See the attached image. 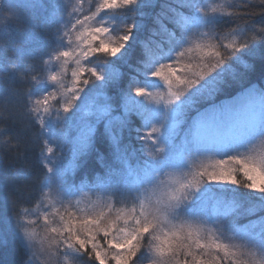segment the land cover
<instances>
[{
	"label": "snow or ice",
	"instance_id": "obj_1",
	"mask_svg": "<svg viewBox=\"0 0 264 264\" xmlns=\"http://www.w3.org/2000/svg\"><path fill=\"white\" fill-rule=\"evenodd\" d=\"M249 7L250 0L214 6L202 0H90L89 14L83 15L80 4L76 12L83 19L56 26L61 42L67 37L71 44L75 33L77 48L45 61L62 60V68H67L69 58L75 57L71 87L61 85L60 95L70 97L61 104L64 116L59 109L53 116L56 91L34 93L41 82L30 76L41 51L38 43L23 50L8 47L6 38L0 43V125H21L11 136L4 135L7 128H0V150L30 151L43 141L39 162L46 169L34 175L26 163L13 165L0 187V208L11 206L16 217L9 228L0 214V244L17 242L24 253L20 264H136L141 259L146 264H264V48L257 47L264 43V20L259 27L243 20L240 9ZM260 12L264 16V0ZM124 13L132 23H123ZM137 16L145 22L138 23ZM229 19L235 26L220 31ZM148 25L161 40L144 46L143 75L160 78L166 91H148L153 86L148 79L144 86L125 91L116 61L88 60L92 67L81 62L96 53L123 61L127 43L136 39L134 29ZM9 53L11 62L3 59ZM245 56L249 59L242 60ZM84 73L90 78H82ZM47 79L60 83L63 73L52 71ZM22 84L28 85L26 90L18 86ZM105 88L112 94L99 103ZM92 89L98 91L90 99ZM137 97L151 98L156 106ZM133 114L145 127L151 125L140 136L149 157L137 159L134 167L129 165L131 146L116 134L117 128L130 126ZM48 121L56 126L51 141L44 135ZM33 122L40 128L26 140L24 133ZM70 130L72 160L65 164L63 147ZM101 143L107 144L111 163L97 150ZM92 155L104 173L91 188L102 194L110 191L122 201L138 199V205L113 214V204L101 196L91 210L69 211L73 186L67 173L86 167ZM25 186H35L39 207L47 201L52 211L37 215L38 209L21 207L16 194ZM37 225L43 228L39 238Z\"/></svg>",
	"mask_w": 264,
	"mask_h": 264
},
{
	"label": "trees",
	"instance_id": "obj_2",
	"mask_svg": "<svg viewBox=\"0 0 264 264\" xmlns=\"http://www.w3.org/2000/svg\"><path fill=\"white\" fill-rule=\"evenodd\" d=\"M218 0H202L203 5L209 6L210 4L218 3ZM232 0H228L223 4L230 3ZM169 3H174V0H169ZM252 7L241 8L240 11L243 13V20H246L249 25H256L259 27L261 21L264 20V16L260 12V0H250ZM55 0H0V43L5 42L7 46L12 49H27L36 47L37 43L41 49L37 57L33 61L32 71L30 76H36L38 79H42L47 75V68L45 61V55L50 51L59 50L60 42L57 39L56 26L60 23L59 19H55ZM191 10H185V14H189ZM115 13V12H114ZM123 23H132V18L129 13L123 14ZM138 23L143 24L145 18L139 16L135 17ZM239 21L240 23L243 22ZM233 20L229 19L225 23L220 31H227L235 26ZM150 25L144 27L142 30L134 29L136 35L135 40H130L128 52L125 54L123 61L117 60L114 65L121 72V86L125 91H131L135 86H144L143 82L145 79H149L143 75V60L145 59L144 46L148 45L152 47L153 45L150 41L155 40L159 42L161 36H154L149 31ZM239 39V37H238ZM167 49V44L164 45ZM258 49L264 48V43L258 42ZM179 50V49H177ZM8 62H11L14 58L9 53L7 57H3ZM242 60H248V57H242ZM92 60V59H91ZM93 61H99L93 59ZM90 65V64H89ZM94 66V64H91ZM234 67L240 71L243 70L242 65H234ZM140 71H137V70ZM135 77V82L133 81ZM82 78H90L89 74H83ZM94 80V78H91ZM99 83V82H97ZM152 85H158L156 82H152ZM22 90H26L28 85L22 84L18 85ZM86 90L90 87L88 85H80ZM37 85L34 88V93L37 94ZM96 89H92L89 92V98L96 97ZM111 90L105 88L103 90V96L99 97L98 102L103 103L104 96H110ZM133 94V92H132ZM83 96L84 93H81ZM79 99L77 100L78 103ZM122 111V109H121ZM113 115H119V113H113ZM183 127V126H182ZM0 128H7L4 133L6 136H11L15 132L19 131L21 125L9 121L5 125H0ZM40 128L39 123L33 122V127L29 128L24 133V138L26 140L30 139L33 132L38 131ZM96 128L98 131L103 132L102 124H97ZM148 126H144V122L141 117L132 115L130 118V126L123 131L119 128L116 129V134H118L124 144L131 146L134 152L133 158L129 161V165L134 167L136 165L137 159H146L149 157V152L147 150V145L140 139L141 135L147 133ZM45 138L49 137L48 130L45 132ZM182 135V132H181ZM179 139V138H178ZM177 139V140H178ZM43 147V141L40 142V146L31 149L30 151H24L23 149H12L11 151L0 150V187H2L8 180L11 166L19 167L22 164H28L33 168V174L39 175L43 172L42 164L39 162L40 150ZM97 150L104 153L108 163H111V158L108 157L107 144L101 143L97 144ZM18 152H23V155H18ZM104 173V166L96 161L95 155L88 158L86 167H77L69 176V184L73 186V193L78 196H85L83 208H89L88 205L93 204L98 198L103 196L105 202L110 201L113 204V213L116 209L124 208L129 209L137 204L138 199H133L130 197L127 201H122L120 197H113L111 192L101 193L99 190H94L91 185L96 180L97 177L102 176ZM33 196L35 197V191H33ZM76 195V196H77ZM136 194H133V197ZM227 198V197H226ZM20 200V199H19ZM33 203L31 201L29 204ZM86 210V209H85ZM87 211V210H86ZM14 213V212H13ZM0 214L9 217L12 214V208L9 206L6 211L0 208ZM8 220V219H7ZM9 221V220H8ZM11 221V220H10ZM247 223V220L243 221ZM3 223L0 221V232L3 231ZM11 228L10 226H8ZM101 243H103L101 239ZM146 242H144V245ZM24 253L22 247L15 241L10 240V242L5 246L0 244V264H20ZM87 258H85V261ZM95 264V262H93Z\"/></svg>",
	"mask_w": 264,
	"mask_h": 264
},
{
	"label": "rangeland",
	"instance_id": "obj_3",
	"mask_svg": "<svg viewBox=\"0 0 264 264\" xmlns=\"http://www.w3.org/2000/svg\"><path fill=\"white\" fill-rule=\"evenodd\" d=\"M218 1H219L218 3L210 4L209 6L220 5V4H223L224 2H226L228 0H218ZM98 2H99V0H96V3H98ZM89 3H90V0H55V7H54L55 19L56 18L59 19L60 23H62L64 21H68V20H71V22L74 23L76 18L83 19V15H88L89 14V12L87 11V9L89 7ZM80 4H83V6H84L83 15H81L79 12H76V9H77V7ZM93 10H94V6H93ZM114 12H115V10H113V13ZM70 14H74V15L70 16ZM105 19H107V18H105ZM68 27H69V29L71 28V23H69ZM62 32H63V30H61V35H62ZM121 34H123V33L121 32ZM129 42L126 45L128 48L130 47L129 46ZM79 43L80 42L75 40V33L73 32V34H72V43L69 44V42L67 40V37H64L63 43L60 44L59 50H57V52L66 50L69 47L72 48L73 50H75ZM121 51H124V50L122 49ZM57 52L56 51L48 52L44 56L46 58L45 61L48 60V56L49 55L55 56V54ZM117 55H119V54H117ZM114 58H116V57L106 56L104 53H96V54H93L92 57H88V58L82 59L81 62L83 64H85L87 67H92L93 65H91V64L89 65L87 63L88 60L97 59L99 61H104V60L113 61ZM45 61H44V63H45ZM62 63H63L62 60L61 61H56L54 59L52 61L48 62V63H45L46 67H48L47 68V75L44 78L40 79L41 82L39 84H37V88H40V89L37 90V91H39L37 94H39L40 92L45 91V90H48V91H53L54 90V91H56V93H57L56 100L51 102L52 103V108H53V116H55V112H56L57 109H59L61 116L67 115L66 113L63 112V109L61 108V104L63 102H65L67 99H69L70 97L67 96V95H64V96L60 95V93L63 91L61 85L62 84H66L69 87H71V81H72L71 71H72L73 68L76 67V65H75V57H70L69 58L67 68H62ZM52 71H57V72H62L63 73V79L60 81V83H54V82L48 81L47 78L51 74ZM85 74H87V73H85ZM148 78H149L148 80H150L151 82L158 83V85H154V86L150 87L148 89V91H151V92H156L157 90L166 91L164 83H163V81L160 78H158V77H148ZM132 95L135 96V93L133 92ZM137 99L144 100L145 102L150 103L153 106H156V101L151 99V98L137 97ZM56 101H60V103H57ZM76 103H77V101H76ZM79 103H81L80 100L78 101L77 104H79ZM90 119H94V118L90 117ZM150 127H151V125H148V129ZM46 128H47L48 133H49V137H47L46 139H49V141H51L52 137L56 134V126H55V124L52 121H48V122H46ZM73 134L74 133L70 130L69 133H68L69 142L66 143L64 145V147H63V156H64V163L65 164H69L71 162V160H72L70 138H71V136ZM176 143L179 145V143H180L179 139L176 141ZM53 148L57 152L60 151V149L57 148L55 144H53ZM42 170H43V172H46V169L42 168ZM73 171H74V169H70L68 171V173H67L68 179H69L70 174ZM174 174H178V173H174ZM33 191H35V197L32 194ZM16 195H17L18 199L23 201V203L21 204V207H29V208H32V209H38V211L36 212L37 215L39 214V212H42V211H45V210H47L49 212L52 211V209L50 207H48L47 201L43 202V207H39L38 201L40 200V195H39V191L35 188V186L22 187L20 189V191L17 192ZM76 195L77 194H74V193L72 194V197H71L72 204H71V207L69 208V211L78 212L80 209L89 210V208H83L81 206V205H83L82 202H84V199H85L84 194L81 195V196L80 195L76 196ZM31 201H33V203L29 204ZM138 204H139V200H138L136 205H138ZM89 206L90 205H88L87 207H89ZM57 207H59V206H57ZM113 214H115V213H113ZM30 218H34V217H30ZM7 219L9 220L8 221L9 222L8 226H10V227L14 226L16 217H15V215L13 213V210H12V214H10L9 217H7ZM42 224H43V221L41 220L40 225H42ZM40 225L35 226V231L38 234V238H39V235H41L43 233V228ZM144 242H146V244L144 245V251L147 254L148 241L145 240ZM37 247H39V244H37ZM135 259L136 258H134V260ZM136 264H146V262L143 259H141L139 261H136Z\"/></svg>",
	"mask_w": 264,
	"mask_h": 264
}]
</instances>
